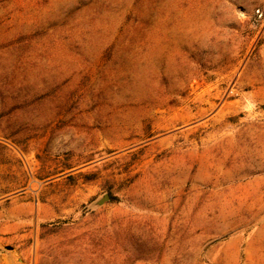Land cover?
I'll return each instance as SVG.
<instances>
[{
	"label": "rangeland",
	"instance_id": "obj_1",
	"mask_svg": "<svg viewBox=\"0 0 264 264\" xmlns=\"http://www.w3.org/2000/svg\"><path fill=\"white\" fill-rule=\"evenodd\" d=\"M257 9L0 0V264H264Z\"/></svg>",
	"mask_w": 264,
	"mask_h": 264
},
{
	"label": "built area",
	"instance_id": "obj_2",
	"mask_svg": "<svg viewBox=\"0 0 264 264\" xmlns=\"http://www.w3.org/2000/svg\"><path fill=\"white\" fill-rule=\"evenodd\" d=\"M255 16L259 19V20H264V15L263 12L259 9L255 10Z\"/></svg>",
	"mask_w": 264,
	"mask_h": 264
},
{
	"label": "water",
	"instance_id": "obj_3",
	"mask_svg": "<svg viewBox=\"0 0 264 264\" xmlns=\"http://www.w3.org/2000/svg\"><path fill=\"white\" fill-rule=\"evenodd\" d=\"M108 200V196L107 195H104L98 202H97V205H101L103 202L107 201ZM6 249L10 250L11 247H7Z\"/></svg>",
	"mask_w": 264,
	"mask_h": 264
}]
</instances>
